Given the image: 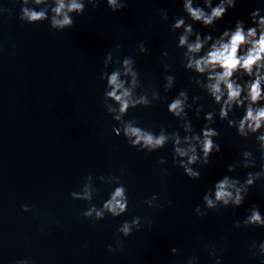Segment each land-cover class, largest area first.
Wrapping results in <instances>:
<instances>
[{"label": "clouds", "instance_id": "1", "mask_svg": "<svg viewBox=\"0 0 264 264\" xmlns=\"http://www.w3.org/2000/svg\"><path fill=\"white\" fill-rule=\"evenodd\" d=\"M20 4L18 19L29 25L48 22L49 27L57 32L71 29L75 25V17L81 16L92 5L95 10L99 7V0H16ZM237 0H218L213 6L212 0H203L200 6L196 0H182L183 13L191 20L187 23L185 16L173 17L170 26L172 33H179L176 37V48L181 51L179 63L185 72L191 73L189 84L198 89L200 94L190 97L189 88L180 89L169 101L168 93L175 86L176 78L172 74L164 76L162 85L164 95L160 91L145 86L136 68L132 56L120 58L118 53L122 44H116L114 51H109L103 59V71L99 79L105 82L103 107L107 114L115 121L113 132L122 135L130 147L139 152L152 153L164 149L169 144L172 147V166L183 169L184 174L191 180H199L203 168L211 163L214 154H221V145L217 143L220 132L213 127L217 121L225 122L229 129H235V134L242 141L255 138V148L243 150L240 159L227 165L228 173H235L238 169H255L259 153V170L248 171L243 180L231 175H224L217 180L213 187L202 197L203 208L197 205V217L207 216L209 211L231 207L233 212L245 204L249 189L257 181H264V9L257 8L249 13L251 26H246L243 20H236L234 27L226 28L219 36L211 32L201 34L193 27L199 23L208 29H215L216 22L221 20L230 9L236 7ZM107 7L112 12H119L126 8V0H106ZM161 20H168V10H159ZM12 16V9L0 7V16ZM139 54H148L149 50L141 41L138 45ZM171 57L167 51L161 53V62L165 73H169ZM112 70L109 71L108 69ZM138 89H143L138 94ZM211 103L210 110L205 111L206 105L201 103L204 98ZM156 102L166 104L167 112L177 120V129L168 131L161 126L158 132L139 126L135 119H125L130 111L138 108L150 109ZM196 119L203 114L204 124L199 132L196 131L189 113ZM237 113H240L237 115ZM118 125V126H116ZM181 131L183 135H181ZM168 163L164 156L158 160L159 165ZM160 171L167 175V168ZM121 175L126 174L120 169ZM98 179L114 186L101 207L92 203L93 196L98 192L94 186L93 176L89 174L80 191L69 193L72 200L88 202V208L82 217L93 223L103 220L110 215L120 217L128 211L129 199L126 186L119 176H100ZM157 195L142 201L149 208L164 207L156 203ZM171 204V201H166ZM21 210L30 212L28 205H21ZM148 227L151 220H145ZM141 218L133 217L129 222L123 221L113 234L115 245L109 244L110 253L122 248L119 237L127 238L133 231L141 228ZM234 229L264 228V214L260 207L253 204L247 209L243 220H237ZM209 255L216 257L215 264H221L216 246L210 245ZM173 255H178V249H170ZM249 257H260V264H264V242L257 244L252 241L247 247ZM16 264H30L28 260H18ZM187 264H197V258H189Z\"/></svg>", "mask_w": 264, "mask_h": 264}]
</instances>
